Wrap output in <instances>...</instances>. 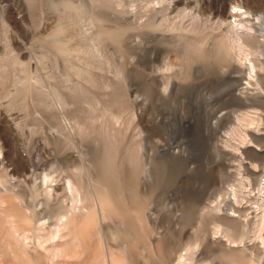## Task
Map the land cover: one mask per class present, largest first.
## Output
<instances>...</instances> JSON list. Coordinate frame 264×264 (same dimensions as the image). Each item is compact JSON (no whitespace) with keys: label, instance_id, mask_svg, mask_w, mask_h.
I'll return each mask as SVG.
<instances>
[{"label":"rangeland","instance_id":"obj_1","mask_svg":"<svg viewBox=\"0 0 264 264\" xmlns=\"http://www.w3.org/2000/svg\"><path fill=\"white\" fill-rule=\"evenodd\" d=\"M261 25L264 0H0V264H261ZM96 181L122 219L53 243Z\"/></svg>","mask_w":264,"mask_h":264},{"label":"bare ground","instance_id":"obj_2","mask_svg":"<svg viewBox=\"0 0 264 264\" xmlns=\"http://www.w3.org/2000/svg\"><path fill=\"white\" fill-rule=\"evenodd\" d=\"M237 9V8H236ZM234 25H240L241 29L239 31V33L237 34L235 30H232L233 31V34L235 33V35H229L228 32L230 31L231 32V29H233V27L235 28ZM228 26L231 28L228 30L227 32V38H228V46L230 47H233L237 50L236 53H241V50L244 51L243 47L246 45V39L248 38H251L253 37V32H252V27L251 26H248L247 24H239L237 21L235 20H232V22H230L228 24ZM56 30V29H55ZM61 30V28L59 27L57 29V31L54 33V41H57V34L58 32ZM62 32V31H61ZM229 32V33H230ZM263 25H261L260 29H259V34L260 35H263ZM232 33V32H231ZM96 36V35H95ZM93 39H96V37H91L90 38V41L93 40ZM245 48V47H244ZM90 51L92 52L93 55H98V50L96 48H94L93 46L91 47ZM239 54V55H240ZM260 54V53H259ZM238 54H237V58L240 57ZM220 56V55H219ZM228 58V57H227ZM237 60V59H236ZM248 61L250 62V67L252 68V70L254 69V64L253 62L251 61V59L249 58ZM244 64V63H242ZM245 65V64H244ZM250 68V69H251ZM81 72V71H79ZM253 73V72H252ZM259 75V74H258ZM260 77V76H259ZM264 169V167H263ZM102 177V176H101ZM66 184H68V188L71 190V184L69 181L66 182ZM82 186L83 185H78V189H82ZM93 188V187H92ZM74 190V189H72ZM95 195H96V199L95 201L91 198V196L89 195V193L86 191L85 193H82L80 194L79 197H76L75 199V207L76 208L75 210H78L79 207H77V203L78 202H83V205H81V213H80V216L77 217L76 215L73 214L72 212V209L71 210H66L62 216L58 219V222L56 223L57 227L59 229L63 228L64 227V232H60L58 231L56 234L54 235H49L50 239H52V242L53 243H57L58 241L61 242V243H66V242H69L72 238L70 236V238H66V240H62L64 236H68L70 235V229L73 225V223H77L79 226H82V228L85 229L88 228L90 225H94L96 221V214H95V209H98L99 211V215H100V219H104V217H110V216H113V215H120V219H122V216H121V212L119 213V206H120V200L118 199V197L115 195V193L113 192V190H111L105 183L103 182H100V181H96V188H95ZM78 201V202H77ZM77 202V203H76ZM81 202V203H82ZM122 203V202H121ZM134 204V203H133ZM136 204V203H135ZM123 205V204H122ZM133 209L137 210L136 206H133ZM263 208V207H262ZM131 209V208H130ZM135 212V211H134ZM136 213V212H135ZM138 215V214H137ZM126 216V215H125ZM134 217V215L132 216ZM63 218V219H62ZM127 218V217H126ZM122 221V220H121ZM123 224V223H122ZM258 224H259V227L264 229V208L262 209V212H261V215H259L258 217ZM68 228V230H67ZM259 228V229H260ZM58 229V230H59ZM260 229V230H262ZM227 230V229H226ZM259 230V233L261 234ZM228 231V230H227ZM77 233V232H76ZM88 234V233H87ZM257 234V233H256ZM259 235V234H258ZM141 236V235H140ZM143 237V236H142ZM257 237V236H256ZM214 239V241H216L218 238L213 235L212 237ZM258 238V237H257ZM260 238V236H259ZM61 240V241H60ZM257 240V239H256ZM213 241V240H212ZM263 241V240H262ZM128 242V241H127ZM218 242V241H217ZM233 243V241H231ZM258 242V241H257ZM261 242V241H260ZM126 243V242H125ZM229 243V245L227 246V250L228 251H223L224 252V256H235V257H230V261L232 264H243L244 262V259L242 257H238V256H242L241 253H239L238 249L235 250V252L233 251H230V250H233L235 248V246L237 245H234V243ZM264 243V241H263ZM261 244V243H260ZM259 244V245H260ZM54 245V244H52ZM258 245V246H259ZM55 246V245H54ZM53 246V247H54ZM234 246V247H233ZM254 246V245H253ZM133 247V246H132ZM233 247V249H232ZM248 247V246H247ZM256 249H258L256 247V245L254 246ZM254 247H250V250L251 249H254ZM21 248V247H20ZM57 248V247H56ZM238 248V247H237ZM260 248V247H259ZM51 249V248H50ZM255 249V250H256ZM22 250V249H21ZM49 251V249H48ZM51 251V250H50ZM254 251V250H253ZM259 253H260V258H259V261H261V259H263V261H261V264H264V245L261 246V248L258 250ZM52 252V251H51ZM231 252V253H230ZM233 252V253H232ZM49 253V252H48ZM58 253V252H57ZM252 253V252H251ZM36 254V253H35ZM36 256V255H35ZM181 256H184V255H181ZM191 256H194L193 254H191ZM252 256V255H251ZM182 257H180L175 264H193L192 263V259L190 258H184L183 260L181 259ZM108 259V262L109 264H112L111 260L109 257H107ZM228 259V258H227ZM170 260V259H169ZM229 264V263H228Z\"/></svg>","mask_w":264,"mask_h":264}]
</instances>
